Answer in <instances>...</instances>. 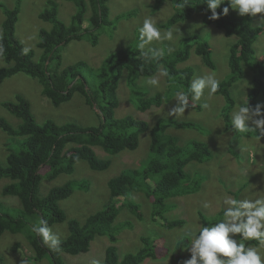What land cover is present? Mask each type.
I'll list each match as a JSON object with an SVG mask.
<instances>
[{"label":"trees","instance_id":"1","mask_svg":"<svg viewBox=\"0 0 264 264\" xmlns=\"http://www.w3.org/2000/svg\"><path fill=\"white\" fill-rule=\"evenodd\" d=\"M15 1L16 4L9 7L0 0V9L5 14L0 35V58L5 59L7 63V66L0 68V84L6 78L23 72L39 80L44 95L57 107L63 102L70 101L78 92L87 104L100 109L101 112L98 113L100 118L98 125H83L72 120L57 123L53 119L38 123L29 101L22 95H17L15 101L2 102L7 110L20 119L17 125H12L0 117V128L8 136H14L12 141L14 143H3L2 151L5 152L6 159L5 162H0V178L5 179L7 183L2 188V195L15 196L20 200V204L12 207L13 213L8 209L0 212V237L5 232L25 236L29 249L35 253L34 259L41 261L47 258L50 264H70L69 255L90 252L93 241L104 236H109L110 243L105 249L104 260L98 262L99 257L96 259L98 264H141L149 256L156 258L159 238L157 239L158 236L155 234L144 236L140 245L134 246L135 252H127L120 257L116 243L119 239L115 234L118 230L126 228L125 224L130 220L116 222V217L120 210L127 206L142 218L138 204L129 200V196L134 191L144 190L148 196L154 198L152 218L164 219V222L159 224L158 235H165L162 225L176 229L186 223L182 216L184 212L177 213L178 215H173V219H169L170 215H166L165 212L172 205H168L166 199L197 194L202 187L204 188V180L201 181L200 178L192 181L194 179L185 167L192 160L203 161L211 153L209 145L199 141L190 143L188 148L183 147L177 143L175 136L167 133V129L195 127L194 122L165 116L154 124L149 132L150 158L143 159L140 165L134 167L125 166L118 175L111 177L107 181L109 198L105 207L90 214L83 222L73 217L74 215L69 217L71 214L67 206L69 202L63 199H68L76 189L91 192L89 182L84 179L78 182L69 180L58 185L56 178L61 174L77 177L75 165L81 158L93 169L107 168L111 163L110 156L99 159L94 150L95 146H101L111 154L126 149L136 150L139 147L140 134L150 127L147 121L135 119L131 115L114 117V109L120 101L116 90L122 74L126 76L127 84L133 92L141 95L139 99L131 98L140 110L146 111L152 106H161L163 101L161 91L152 92V89H147L149 85L141 84L142 78L155 74L160 67L166 69L170 86L167 99L171 101L174 91H188L194 67L189 64L180 67L179 64L191 56L192 49L203 58L207 66L215 68L210 43L206 36L194 31L190 36L187 34L184 41L178 43L175 49L164 51L165 55L159 61L144 59L136 47L137 43H131L108 54L98 67H91L82 59L63 66L61 51L71 40L88 37L95 46L100 41L102 31L113 36L116 21L111 17L108 0H69L76 5L70 24H66L58 17L59 1L47 0V7L39 13V18L51 22L52 28L40 31L37 45L42 52L38 60L34 58L32 52L24 53V44L16 35V24L23 0ZM166 1H171L175 9L166 19L168 28L181 20L192 18L195 13H201L205 25L214 24L217 28L224 29L228 36L236 37L230 45V72L220 82L217 92L227 101L224 110L233 105L234 97L230 91L233 84L243 80L247 68L253 66H261V70L251 77L254 86L249 92L248 103L253 109L259 106L258 95L264 90V59L257 56L256 42L263 26L254 25L252 15L241 16L235 13L227 4V0L217 9L220 13L217 20L209 19L211 12L207 10L205 0H186L188 5L185 7V0H155L150 6L154 11H159ZM225 6L229 7L226 16L223 14ZM139 10L140 6H134L128 11H122L116 20L129 19ZM102 28L104 29L101 30ZM225 118L227 129L233 130L229 114L226 113ZM233 144L236 143H231ZM236 157L239 158L240 155ZM245 186L247 185L241 187L244 189ZM231 193L234 194L233 198L243 199L241 193L237 194L235 191ZM2 208L5 207L0 202V209ZM198 215L200 220L198 228L223 218L222 216L208 218L202 211H199ZM41 218L47 221L52 231H56L63 223L66 224L69 234L60 237L61 251L51 250L31 231V226L38 223ZM179 233L181 232L173 231L175 239ZM242 242L246 246L257 243L256 240ZM7 243L3 244L4 249L9 246V251L23 252L21 243L15 242L11 244L12 246ZM161 245L163 246V241ZM170 246L172 248L166 253L170 254L168 264H181L183 255L190 248V237L186 234L174 245L170 243ZM7 261V257L0 254V264H6Z\"/></svg>","mask_w":264,"mask_h":264},{"label":"rangeland","instance_id":"2","mask_svg":"<svg viewBox=\"0 0 264 264\" xmlns=\"http://www.w3.org/2000/svg\"><path fill=\"white\" fill-rule=\"evenodd\" d=\"M7 6L13 7L16 4L15 0H2ZM47 0H23L20 6L19 19L16 24V35L19 40L24 44L25 48H28V52L34 54L36 60L39 59L42 50L38 47L37 43L40 40L41 29H51L52 23L39 18V13L47 7ZM59 10L58 17L70 24L71 17L76 11V5L69 0H58ZM155 3V0H108V6L110 8L111 17L116 21L115 32L112 33V37L102 31L100 34V41L97 45L93 46L91 40L85 37L81 40H71L64 46L62 53L63 66L75 63L80 59L85 60L91 67H98L104 58L116 51L122 46L126 47L131 43L138 42L137 29L142 25L145 17H151L156 22L161 31L168 30L166 24V18L171 14L170 10H173V4L167 2L160 11H154L150 6ZM134 6H140V10L136 15L131 18H125L123 20H116L117 15L122 11H128ZM261 17H264V13L256 14L254 16V24L257 26H263L262 32L259 34L256 42L257 56L264 59V23H262ZM5 19V14L0 9V35L2 33V23ZM177 26L174 36H178L173 41L161 40L153 41L151 46L166 50L175 49L176 45L181 41H184L185 36L193 34L194 31L202 33L206 36L207 41L212 47V59L215 64V68L208 67L203 58L196 54L192 49V55L179 66L192 65L194 67L195 77L201 76L204 73L214 72L217 79L221 82L230 72L229 54L230 45L235 41V36H227L225 32L220 30L214 25H205L202 21L200 14H194L192 18L180 21ZM102 28L101 30H103ZM180 29V31H179ZM208 34V35H207ZM174 42V43H172ZM7 66L5 59L0 58V68ZM160 69L153 75L143 77L141 84L149 85L146 81L148 78L156 77L159 80L158 86L149 85L147 89H152V92L161 91L163 95V101L161 106H153L147 111H141L131 98H140V94L133 92L132 88L127 84L126 76H123L119 80L117 86V94L119 97V105L114 109V117L120 118L126 115H131L135 119H144L146 121L154 122L160 118H173L168 113L172 107L176 105L174 96L172 100L167 99V91L169 90V82L166 76L159 75ZM264 69V66H263ZM261 66H253V68H247V74L240 82H235L232 86L231 95L234 97L233 105L227 108V113L230 114L233 109L241 102H247L249 99V92L254 86L251 81L252 75L259 73ZM191 80V81H192ZM137 91V89H136ZM178 91V90H176ZM174 91L173 94L176 92ZM17 95L25 97L29 103L34 115V118L38 123H44L48 119H53L57 123H64L65 121L72 120L77 121L83 125H98L100 109L91 107L87 104L81 94L75 93L70 101L63 102L60 106L54 105L50 99L44 95L43 86L38 79L27 75L23 72H19L13 76L6 78L0 84V117L5 118L10 124L17 125L20 122L14 114L7 110L3 105V101H15ZM258 105H261L264 112V90L257 99ZM227 106V101L222 95H212L207 99L201 98L200 101L194 102L189 109L185 111L182 116L177 118L185 121H192L195 123V127L187 128H173L167 129V133L176 137L177 143L185 148L189 147V144L194 141L207 143L209 145L211 155L203 161L192 160L185 169L195 180L202 178L204 180L202 187L197 194H187L180 196H173L167 198L168 205H172L165 212L166 215H170L173 219V215L182 213L186 219V223L180 228H176L181 233L178 234V238L187 234V228H191L194 231L198 229L197 226L200 223L198 212L202 211L205 217L216 218L222 216L221 213L224 210L223 198L225 195L233 197L232 191L235 193H241L244 198L255 199L259 196H264V131L259 128H255L250 124V127L254 128V131H247L243 133H237L233 130L226 129L222 112ZM260 118V117H257ZM150 124V123H149ZM14 136H8L0 128V162H5V152L2 151L3 143L12 142ZM231 143H236L231 145ZM150 146V133L148 129L140 134V144L136 150H122L117 153H109L105 151L101 146H95L94 150L99 159H106L110 156L111 163L105 169H93L89 163L83 158L78 159L75 167L77 177L73 175H59L56 179L58 185H62L67 181H81L87 180L92 188L91 192L85 190L76 189L69 198L63 201H68L70 218H78L81 222L95 213V211L101 210L105 207L108 198L109 190L107 181L119 174L125 166L134 167L140 165L143 159L150 158L149 156ZM235 152V153H234ZM234 154L240 155L236 157ZM4 155V156H3ZM242 156V158H241ZM248 172V173H247ZM82 178H78L81 177ZM197 178V179H196ZM150 181V179H149ZM7 183L5 179L0 178V202L3 203L5 208L0 209V212H5L6 209L9 212H14L12 207L19 205L20 200L15 196L2 195V188ZM246 184L244 189L241 187ZM233 194V195H232ZM129 200L138 204L139 213L142 218L134 212H132L127 206H124L116 217L117 221H127L126 228L118 230L115 236L119 239L118 252L120 257H123L127 252H135V245L139 246L140 241L144 236L149 234H155L158 236L159 224L164 222V219L160 217L154 220L152 217V203L153 197L148 196L144 190L134 191ZM209 202L210 207L204 208V202ZM175 203V205H174ZM65 209V208H64ZM80 209L79 211H76ZM66 210V209H65ZM67 214L68 211L66 210ZM140 218V219H139ZM220 220V219H219ZM215 220V221H219ZM165 225H162V230L165 232V237H157L158 256L156 258L147 257L141 264H168L170 261V254H166V250L171 249L170 243L167 241L177 240L174 238L171 231L164 229ZM59 237L69 234L66 224L56 231H53ZM164 235V234H163ZM104 236V235H103ZM163 241V246L161 245ZM13 244L19 242L22 244L23 252L9 251V246L4 249L3 244ZM25 236L12 234L5 232L0 237V254H4L8 261L6 264H50V260L44 258L41 261L34 259L35 253L29 249ZM110 243L109 236L97 238L93 241L90 252L69 255L70 264H98V262L104 260L105 249ZM169 243V245H166ZM12 246V245H11ZM249 246L258 247L260 252L264 254V247L259 245V242L250 244ZM190 250V248H189ZM99 257V258H98ZM100 259L98 262L96 259ZM104 263V262H103Z\"/></svg>","mask_w":264,"mask_h":264},{"label":"clouds","instance_id":"3","mask_svg":"<svg viewBox=\"0 0 264 264\" xmlns=\"http://www.w3.org/2000/svg\"><path fill=\"white\" fill-rule=\"evenodd\" d=\"M167 2L172 3L171 1H166L163 6ZM205 2L207 4V10L211 12L209 19H219L220 13L217 9L226 0H205ZM227 4L230 5L235 13L241 16L252 15L253 21L256 14L264 13V0H227ZM186 5L188 3L185 0L184 7ZM162 7L160 10H162ZM174 11L175 9L169 12ZM228 13L229 7L225 6L223 8V14L226 16ZM195 14L202 16L201 13ZM261 20L264 23V17H261ZM176 28L177 26H174L162 32L153 18L145 17L142 25L139 27V37L136 44L140 55L146 60L159 61L165 55L164 49L151 46L152 42L161 40L173 41L178 36V33L177 36H174ZM220 30L225 32L224 29ZM210 48L212 50L211 45ZM23 51L27 54L29 49L24 48ZM159 75L167 76V70L161 69ZM122 77L123 74L120 79ZM146 82L152 86L159 85V80L156 77L148 78ZM219 87L220 81L214 72L204 73L201 76L195 77L191 81L188 91L178 90L174 93L176 105L170 109L168 115L174 117L182 116L191 107V103L194 104V102L200 101L201 98L207 99L214 94L222 95L217 93ZM249 101L250 99L247 102L241 101L233 109L231 116L227 113V109L223 110L222 115L226 129L225 114L227 113L231 117V126L234 132L243 133L250 130L254 131V128L250 127V124L264 131L263 108L259 105L253 109L250 107ZM161 119L155 120L154 122L147 121L148 124L150 123L148 131L150 132V128ZM223 205L225 207L221 220L215 223L209 222L207 226L201 225L195 231L187 228V235L190 237V250L188 248L185 255H183L181 264H264V254L260 252L259 248L246 246L242 242L245 240H256L260 246L264 247V196H259L255 199H237L225 195ZM210 206V203L207 201L203 204L204 208H209ZM164 229L171 232L174 231V228L169 229L167 226ZM31 231L41 239L45 246L56 252L61 251L60 237L52 231L46 220L41 218L38 223L31 226ZM158 237L162 238L165 235L160 234ZM177 240L167 242H172V245H174ZM168 250L167 248L166 253ZM23 264H27V262L25 261Z\"/></svg>","mask_w":264,"mask_h":264}]
</instances>
